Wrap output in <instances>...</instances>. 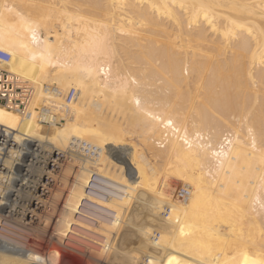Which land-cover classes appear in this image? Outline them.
Returning <instances> with one entry per match:
<instances>
[{
    "label": "bare ground",
    "instance_id": "bare-ground-1",
    "mask_svg": "<svg viewBox=\"0 0 264 264\" xmlns=\"http://www.w3.org/2000/svg\"><path fill=\"white\" fill-rule=\"evenodd\" d=\"M0 50V264H264V0H0Z\"/></svg>",
    "mask_w": 264,
    "mask_h": 264
},
{
    "label": "built area",
    "instance_id": "built-area-1",
    "mask_svg": "<svg viewBox=\"0 0 264 264\" xmlns=\"http://www.w3.org/2000/svg\"><path fill=\"white\" fill-rule=\"evenodd\" d=\"M10 56L8 53L0 50V104L5 107L18 112L20 115L26 113V109L29 105L32 87L31 85L20 78L18 75L10 72L7 68L4 67V64L9 60ZM73 98V91L64 95L65 101H70ZM47 108L41 110L43 118H47L48 115ZM61 116L55 114L54 122L56 124L61 123ZM43 124L50 125V121L43 119ZM94 151H92V155Z\"/></svg>",
    "mask_w": 264,
    "mask_h": 264
},
{
    "label": "rangeland",
    "instance_id": "rangeland-1",
    "mask_svg": "<svg viewBox=\"0 0 264 264\" xmlns=\"http://www.w3.org/2000/svg\"><path fill=\"white\" fill-rule=\"evenodd\" d=\"M45 129H46V131L48 132L50 128H48L47 125H46V128H45ZM57 158H58V157H55V159H57ZM72 264H73V263H72Z\"/></svg>",
    "mask_w": 264,
    "mask_h": 264
}]
</instances>
